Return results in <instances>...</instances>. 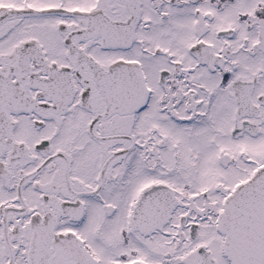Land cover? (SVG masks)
<instances>
[{
    "label": "snow or ice",
    "instance_id": "6c2138e0",
    "mask_svg": "<svg viewBox=\"0 0 264 264\" xmlns=\"http://www.w3.org/2000/svg\"><path fill=\"white\" fill-rule=\"evenodd\" d=\"M0 264H264V0H0Z\"/></svg>",
    "mask_w": 264,
    "mask_h": 264
}]
</instances>
